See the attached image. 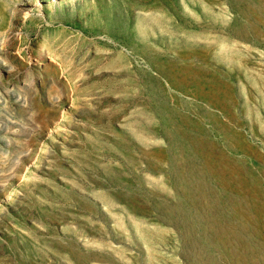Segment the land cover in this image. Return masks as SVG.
<instances>
[{
    "label": "rangeland",
    "instance_id": "rangeland-1",
    "mask_svg": "<svg viewBox=\"0 0 264 264\" xmlns=\"http://www.w3.org/2000/svg\"><path fill=\"white\" fill-rule=\"evenodd\" d=\"M0 264H264V0H0Z\"/></svg>",
    "mask_w": 264,
    "mask_h": 264
},
{
    "label": "bare ground",
    "instance_id": "bare-ground-1",
    "mask_svg": "<svg viewBox=\"0 0 264 264\" xmlns=\"http://www.w3.org/2000/svg\"><path fill=\"white\" fill-rule=\"evenodd\" d=\"M27 14H28V13H27ZM27 14H26V15H27ZM44 149H45V148H44ZM44 151H45V150H44ZM26 178H27V177H26ZM11 191H12V190H11ZM9 197H10V196H9Z\"/></svg>",
    "mask_w": 264,
    "mask_h": 264
}]
</instances>
